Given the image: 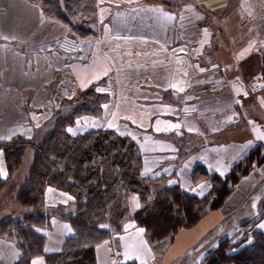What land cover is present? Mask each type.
Returning <instances> with one entry per match:
<instances>
[{"label": "crops", "instance_id": "1", "mask_svg": "<svg viewBox=\"0 0 264 264\" xmlns=\"http://www.w3.org/2000/svg\"><path fill=\"white\" fill-rule=\"evenodd\" d=\"M232 1L98 0L99 23L96 36H91L89 42L87 37L74 38L65 23L47 17L37 3L0 0V143L11 142L34 126L33 115L43 114L44 104L51 102L59 107L63 99L73 98L93 84L98 92L108 95L102 113L78 116L69 131L79 123L82 128L95 130L115 129L122 122H130L144 129L147 137L166 140L159 137L179 130V118L185 110L195 108L200 100L211 102L216 96L204 86L193 85L197 75L204 76L216 67L222 69L226 80L219 93L238 100L241 118L227 128L206 131L203 141L215 144L216 151L224 149L230 153L231 144L257 141L252 134L249 138L241 136L245 126L234 133L227 129L243 121L244 109L239 98L241 92H248L246 78H250L249 87L255 97H259L257 85L261 81L263 84L264 6L258 0ZM122 7L134 11L133 15L153 10L177 14L188 8L198 21L191 29L198 32L197 38L188 44L179 37L178 29L165 24H145L143 28L122 26L113 18L114 10ZM66 39L71 40L68 46L62 45ZM48 46H54V50H46ZM249 60H258L260 67L247 76L243 69ZM254 74L258 76L254 78ZM185 79H188L186 87ZM169 93L171 97L167 100L165 96ZM189 93L194 94L193 101L188 99ZM200 143L188 148L189 157L195 155ZM200 155L199 151L194 161ZM7 175L0 149V179ZM174 179L169 178L166 183L173 184ZM56 194L54 187L46 189V206L50 211L57 202ZM214 211L210 213H216V220L220 219L219 210ZM209 214L195 226L181 229L163 254L155 252L144 230L131 222L126 230L116 234L121 245L119 261L153 264L157 255L161 264H179L178 257L197 241L201 232L212 226ZM114 236L98 246L99 264H118L109 259L114 251ZM13 251L8 241L0 237V264H11ZM32 264H45V260L38 256Z\"/></svg>", "mask_w": 264, "mask_h": 264}, {"label": "trees", "instance_id": "2", "mask_svg": "<svg viewBox=\"0 0 264 264\" xmlns=\"http://www.w3.org/2000/svg\"><path fill=\"white\" fill-rule=\"evenodd\" d=\"M29 1L39 4L47 17L65 23L74 37L96 36L98 0ZM149 19L145 24H151ZM131 23L138 25L135 20ZM262 74L264 82V50ZM107 99L95 84L90 85L79 96L61 101L56 117L44 125L39 139L19 136L0 143L8 173L0 179V190L22 164L29 147L34 151L14 196L27 211L8 216L0 224V237L15 253L11 264H32L38 256L45 264H99L98 246L131 222L143 228L155 251L162 252L181 229L195 226L208 210L220 208L254 160L263 158L257 146L242 162L223 172V178L215 173L205 196L184 190L178 183L153 193L152 182H166L170 176H156L146 169L151 159L147 141L111 128L77 135L68 130L80 115L101 114ZM183 149H179V162L187 155ZM191 174L195 181L208 176L201 164ZM48 187L60 195L50 212L45 200ZM229 239L221 240L202 264H264V232L255 230L233 243ZM118 264L137 263L126 260Z\"/></svg>", "mask_w": 264, "mask_h": 264}, {"label": "rangeland", "instance_id": "3", "mask_svg": "<svg viewBox=\"0 0 264 264\" xmlns=\"http://www.w3.org/2000/svg\"><path fill=\"white\" fill-rule=\"evenodd\" d=\"M248 1L252 2V0H248ZM234 2H238V0H234L231 3ZM258 3L259 4L261 3L263 8L264 0H258ZM231 6H234V4H231ZM132 13H134V11L129 12L127 8H123V7L117 8V10H114L113 12V16H114L113 18L118 22V24L122 26L133 25L131 22L132 20H135V22H137L138 24L137 26L142 28L144 27L146 21L150 18L149 20L151 22V25L165 24L168 27H175L176 29H178V31L180 28L182 32L185 31V29H183L182 24L185 23L186 21L192 20L193 22V24L190 25V30L192 29V26L196 25L198 22L195 21L196 17L190 12L188 8L181 9L180 11L177 12V14L176 13L172 14L171 12H165L164 14V12L161 13L160 10L158 11L153 10V11H149L148 13L143 12L139 15H133ZM182 35L184 37L187 36V34L185 33ZM87 38H89L88 41L90 42V37ZM166 40L167 39H165V41ZM168 40L171 41L172 40L171 37L168 38ZM70 42H71L70 39L63 40L62 45L66 44V46H68ZM72 46L74 47L75 45ZM46 50L52 51L54 50V46L52 47L48 46ZM258 65L260 67V62L258 63V60H249L248 63L246 64V68L243 69V73L248 76L249 73L251 74V71H255ZM185 66H188L187 62L185 63ZM199 76L201 77L202 75ZM249 79L250 78L248 76L244 81L247 84L246 86L248 92H241L239 98L241 106L244 109L243 121L227 129V132L234 133L237 132L238 129L241 130L242 126H245V130H244L245 132L241 134V136L243 137L245 136L249 138L250 135L252 134L257 139L258 142L253 140H248L245 142H237L231 144L233 146L231 147L232 148L231 153L229 150L227 151L224 149L222 150L218 149L219 151L217 150L215 153L209 156L205 155L206 142L203 141V135H205L206 131L209 132L210 130L215 132L220 128H227L239 121V119H237V121L233 123H229L226 125L223 124V122L220 121L218 116L222 114V111L218 110L219 106L216 107V112H211V113L208 110L204 111L203 113L194 112L196 107L191 110H185V113H183L182 116L180 115L179 118L181 123L179 130L173 129L172 134L168 135L167 137H159L162 139L169 140L171 141V143L176 142L179 149L184 148L183 150H186L185 152L187 155L179 162L180 164H182V166L185 165L184 168H188V170L192 169V171L194 170L196 165H194L193 160L200 151L201 153H205L204 154L205 157L202 158L203 163H198V164L204 165L207 168V166L210 163H217L216 164L217 170L215 173H217L222 178L224 177L223 172L227 173L236 164L242 162L244 158L248 156L257 146L261 147V152L263 154L262 159L259 160V157L261 156H258L256 160H254L249 173L244 175V177L242 176L241 179L239 180V183L233 186L232 191L237 186L238 187L233 192L231 191L232 193L228 195L229 198L227 197L228 198L227 202L225 203L227 199L226 198L224 201L225 204L223 203V205L220 208L208 210L207 212L208 214L210 212H215L214 210H219L220 212L219 214L221 215L220 219L216 220V218L218 217L216 213L209 214L208 218H211L210 224L213 222L212 226L206 229V231H204L203 233L201 232V234L198 236L197 241L191 244L178 257L177 261L179 264L199 263L202 259H204L206 253H209L211 250L218 248L221 245L220 244L221 240H223L224 238H230L229 243H233V242H237L238 240L244 237H249L250 235H252L253 231H255L256 225L264 218V91L262 90L264 85L262 84V81L261 83H259V85H257V87L259 86L258 88L259 97L257 95H256L257 97H255L249 87ZM187 83H188V79H185L184 87L187 86ZM80 94L81 92L77 96H79ZM170 95H171L170 93L166 94L165 98L169 100L171 97ZM194 98L190 100L193 101ZM67 99H71V98H67ZM57 106L58 105H55L51 102L44 104L41 108L43 114H41L40 116L33 115V121L35 122V125L29 128L28 129L29 132L27 133L25 132L26 133L25 135L23 133L22 135L20 134L19 136L32 140L39 139V137L41 136L44 130L43 126L52 122L56 117V111L58 108ZM238 111H239V118H241V112L239 109ZM195 113L197 114L195 115ZM36 118L38 119L36 120ZM101 118L102 117H98V120H101ZM192 119H196V120H192ZM234 127H237V129ZM75 128L76 129H70L69 131L73 135H77L79 133H85L92 129L90 127L82 128L80 126V123ZM115 130H122L124 134L132 137L146 135V131L144 129H140V127L130 122H126L125 124L124 122L120 123L117 127H115ZM154 139H158V136L152 137V140ZM199 143H200V148L194 151L195 155L189 157L188 148L191 146L199 145ZM151 145L153 146H150V149L148 150L149 152L148 158L150 156L151 159H156L159 157L160 153L163 154L162 152H166L163 151L164 149L163 146L161 145L158 146H155V144H151ZM33 154H34L33 149L29 147V149L25 153V157L23 158L22 164H20V166L13 172L11 178H9L8 185H5L4 188L2 187V189L0 190L1 191L0 192V224L2 220L8 216L15 215L16 213H18L16 215L19 214L23 215V213L27 211V209L20 206L19 203L15 201L14 196L18 190L17 189L18 185L24 181L25 174L27 173L31 165V162L33 160ZM212 155L215 156V158L212 157ZM146 169L150 172H154L156 170V167L153 165V163H151ZM207 172H208V176L198 181L193 180L192 174L190 175L191 176L190 178H187L188 186L191 189L190 191H192L193 193L196 192L200 196H205L207 193H209L210 188L212 187V177L214 174L211 175L209 173L208 168H207ZM172 177L173 179L175 178L174 183H178V184L180 183L178 177L171 176L169 178ZM166 185L167 183L163 181H153L152 182L153 193L165 187ZM59 198L60 195L57 193L56 199L58 200ZM48 211L50 212L49 209ZM167 248L162 252H157L155 250L154 251L157 252L158 254H163L167 250ZM112 253L113 252L110 253L109 259L113 261H118L119 263L120 258H116V257L112 258ZM160 262H161L160 257L156 255V263L153 262V264H158V263L161 264Z\"/></svg>", "mask_w": 264, "mask_h": 264}, {"label": "built area", "instance_id": "4", "mask_svg": "<svg viewBox=\"0 0 264 264\" xmlns=\"http://www.w3.org/2000/svg\"><path fill=\"white\" fill-rule=\"evenodd\" d=\"M193 22L192 20L186 21L185 23L182 24L183 29H185V31L182 32V30L179 28V37L181 35V39L189 42V43H193L196 38H197V31L190 30V25H192ZM187 34L186 37H184L182 34ZM255 78L258 76L257 74L253 75ZM225 77L224 74L222 72V69L220 67H216L213 72L208 73L206 75H202L197 76L194 81H193V85L197 87V85L199 86H204L206 87L207 90L213 91V93H216V96H214L210 100H200L199 102H197L196 105V109L194 112H199V113H203L204 111L208 110L211 112H216V107L219 106L218 110L222 111V114L218 115L219 119L221 122H223V124H229V123H233L235 121H237V119H239V111H238V107H239V103L238 100L235 97H229L228 94H223L221 95V93H219L221 91V88L225 85ZM188 99H192L194 98V94L193 93H189L187 95ZM210 103H213L210 105ZM197 113H195L196 115ZM218 114V113H217ZM206 115V114H205ZM34 116H36V114H34ZM193 116V115H192ZM192 118V117H190ZM192 120H196V119H192ZM219 128V127H218ZM29 132V131H27ZM26 132V133H27ZM24 132V135L26 134ZM142 139H144L145 141H147V143L150 146H153L151 144H155V146L161 145L163 146V151L166 152H162L163 154H159V157L156 159H150V161H148L147 165L149 166V164L153 163V165L156 167V170L154 171L156 173V176L165 174L167 176H176L179 178L180 183L179 185L184 189L187 190L191 193H193L192 191H190L191 189L188 186V182H187V178H190L191 176V170H188V168H184V166H182V164L179 163V147L177 146V144H175L174 142L171 143V141L169 140H161V139H154L152 140V137H147L146 135L143 136H138ZM138 137H133V138H138ZM151 139V140H150ZM205 149H206V154L205 153H201L200 157L198 160H193L194 165H197L198 163H203L202 158H204V154L205 155H211L213 153L216 152V145L215 144H206L205 145ZM208 149V150H207ZM212 157L215 158V156L212 155ZM212 164V165H211ZM216 164L217 163H210L207 168L209 170V173L211 175L215 174L217 168H216ZM150 172V171H149ZM198 195L196 192L193 193ZM200 196V195H198ZM120 249H121V245H120V241H119V236L116 235L114 236V251L112 253V258L116 257L119 258L120 255Z\"/></svg>", "mask_w": 264, "mask_h": 264}, {"label": "water", "instance_id": "5", "mask_svg": "<svg viewBox=\"0 0 264 264\" xmlns=\"http://www.w3.org/2000/svg\"><path fill=\"white\" fill-rule=\"evenodd\" d=\"M255 230L264 232V218L256 225Z\"/></svg>", "mask_w": 264, "mask_h": 264}]
</instances>
